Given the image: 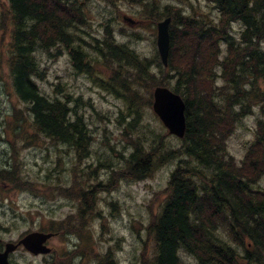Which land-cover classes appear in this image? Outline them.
I'll return each instance as SVG.
<instances>
[{
	"label": "trees",
	"instance_id": "obj_1",
	"mask_svg": "<svg viewBox=\"0 0 264 264\" xmlns=\"http://www.w3.org/2000/svg\"><path fill=\"white\" fill-rule=\"evenodd\" d=\"M8 1L10 11L0 16V28L9 17L10 78L33 117L34 133L65 144L75 150L79 160L92 154V127L77 105L71 106L70 96L46 94L38 86L36 77L44 76L37 56L40 50L53 55L67 47L77 69L88 73L102 60L100 64L111 74L99 78L101 85L124 100L121 117H132L125 129L132 146L120 151L109 144L117 155L109 159L98 153V166L110 174L106 179L95 185L92 180L101 176L92 170L81 171L74 173V181L64 179L53 187L48 185L51 193L74 206L78 205L76 198L80 200V210L62 223V229L78 236L81 243L82 228L89 227L87 233L93 228L87 235L92 246L97 234L95 219L103 215L100 208L97 212L88 207H93L94 193L115 190L125 180L146 179L164 163L175 160L162 207L147 226L153 250L143 252L139 264H182L181 251L197 256L201 264H241L242 260L264 264V188L257 185L264 177V120L239 163L227 149L226 134L227 120L242 118L254 105L260 106L264 116V88L259 82L261 79L264 84V0H208V11L200 6L163 5L158 0H130L145 6L148 12L144 13L155 20L172 17L167 67L158 51L156 57L141 56L110 30L103 38L93 36L95 44L82 38L78 30L90 34L82 28L87 21L84 0ZM234 21L240 23V38L232 30ZM222 41L228 46L224 60L219 61L225 84L217 86L214 63ZM145 84L150 85L149 97ZM157 85L169 86L186 101L187 130L179 146H170L162 136L140 138L138 126L145 108L152 105ZM248 165L251 170L245 172L251 175L246 176L242 170ZM9 174V182L28 184L29 178L22 177L20 170L14 168ZM122 241L119 235L99 233L97 242L105 245L99 250L100 264H118ZM83 246L88 247L86 243Z\"/></svg>",
	"mask_w": 264,
	"mask_h": 264
},
{
	"label": "rangeland",
	"instance_id": "obj_2",
	"mask_svg": "<svg viewBox=\"0 0 264 264\" xmlns=\"http://www.w3.org/2000/svg\"><path fill=\"white\" fill-rule=\"evenodd\" d=\"M161 1L164 4L173 3L185 7L197 4L206 9L209 8L207 0ZM84 2L86 3L84 10L88 23L82 28L90 34L88 36L81 30L78 32L87 42L95 44L93 36L103 38L107 30H110L116 39L129 44L141 56L156 57L158 50L157 21L153 16L144 13V10L148 12L145 6L130 0H84ZM8 9V1L0 0V12H5ZM213 14L216 15L215 10H213ZM124 15L131 16L135 22L130 25L127 24L123 19ZM150 15H153L152 12ZM232 25L234 35L240 38V32H238L241 30L240 23L233 22ZM1 26L0 163L12 167L16 158H21L24 160V168L34 177H37L30 191L14 187L0 188V230L2 231H0V235L6 239H16L19 234L39 225L40 227H48V220L51 216L63 218L75 210V207L67 199L62 197L49 199L50 195L48 194L51 192L48 190V185L53 187L64 179L74 181L76 179L74 173H82L81 171L89 173L92 170L94 174L103 178L110 175L105 167L98 166V153H102L104 158L109 159L117 156L108 148L109 144H113L115 149L120 151L124 150V146H132L125 135V129H128V123L132 117L126 115L123 119L121 116L124 100L111 90L101 86L99 78L102 76L110 77L111 74L107 66L100 64L102 60H98L99 63H95L92 72L87 73L83 70L79 71L75 67L69 49H63L60 54L59 51L54 50L53 55L40 50L37 56L42 62L44 76L39 77L37 83L46 94L56 97L69 95L71 106L77 105L78 112L85 116L92 127V134L94 135L91 147L92 154L79 160L75 150L69 149L65 144L53 142L41 133H34L33 117L27 109V104L20 101L16 95L10 78L8 60L11 23L9 17L2 21ZM226 46L224 41L220 43V54L217 53L214 63L218 70L215 76L217 86L225 84L223 76L220 75L222 69L219 67V61L224 60L227 53ZM87 49L92 52L91 47H87ZM60 84V91L57 92L56 89ZM148 87L150 85H144L146 97L150 96ZM215 94L218 95L219 93L216 92ZM77 99L79 100L77 101ZM260 117V107L254 105L251 111L242 118L236 117L233 121L227 120L229 124V129L226 132V134L229 133L227 149L238 161L246 156L249 147L255 142ZM141 122L138 127L142 130L140 138L143 140L162 136L165 137L166 143L170 146L181 145L178 138L167 133V129L154 113L152 106L145 108ZM135 132H137L136 129L132 131L133 134ZM12 154H15L13 159ZM79 163L83 164L80 165ZM77 164L79 165L77 166ZM175 166V160L168 161L154 170L152 175L146 179L125 180L114 191L101 194V207L103 214L107 215L105 222L109 224L110 229L116 235L122 234L124 236L118 264H139L143 252H152L153 242L149 238L147 226L161 209L166 196L169 177ZM250 170L251 166L248 165L242 170V173L246 174L245 171ZM247 175L249 176L251 173L248 172ZM99 178H96L95 181ZM261 182L262 184L259 182L257 185L264 188V177ZM101 219H95L96 229L101 226ZM87 228L89 227L82 228L84 239L82 238L81 244L86 243L88 247L92 248L87 243V235L91 234L94 229L92 228L87 233ZM220 232L223 235L227 234L222 227H220ZM50 242L57 249L59 261L69 260L67 257L68 241L64 235H60ZM99 248H104V244H100ZM93 250L94 254L92 252L91 255H95V248ZM180 255L182 264H201L197 256L193 254L181 251ZM90 259L93 258L90 257ZM21 261L23 264L27 262L25 259H21ZM241 263L247 264L245 260H242ZM84 264L91 263L86 260Z\"/></svg>",
	"mask_w": 264,
	"mask_h": 264
},
{
	"label": "water",
	"instance_id": "obj_3",
	"mask_svg": "<svg viewBox=\"0 0 264 264\" xmlns=\"http://www.w3.org/2000/svg\"><path fill=\"white\" fill-rule=\"evenodd\" d=\"M170 21L171 18L168 17L159 22L158 25V48L165 65H168L170 50ZM153 107L155 112L163 120L166 127H168L170 133L179 137H183L185 135L187 127L185 115L186 104L179 94L175 93L166 86H158L154 90ZM31 237L45 240L47 235L32 234ZM26 246L29 247L27 244ZM0 264H8L7 256H0Z\"/></svg>",
	"mask_w": 264,
	"mask_h": 264
},
{
	"label": "flooded vegetation",
	"instance_id": "obj_4",
	"mask_svg": "<svg viewBox=\"0 0 264 264\" xmlns=\"http://www.w3.org/2000/svg\"><path fill=\"white\" fill-rule=\"evenodd\" d=\"M40 231V227H37ZM37 230V229H36ZM26 235V234H25ZM1 238V237H0ZM22 238V237H21ZM21 238H19L18 240H20ZM53 238H56V237H53ZM13 239L11 240H6L5 238H1V241H0V250L1 251H4L5 250V247H6V243L9 242V241H12ZM18 240H16V243H18ZM50 240H47L46 242V245L47 247L49 246L51 249L52 252L50 253H45V254H38V255H35V254H24L23 252H25L23 250V245H19L15 251H13L12 253H10L9 255V259H10V262L12 264H23V262L21 261V258H25L26 255H29V257H33L32 260H28V264H35V262H37V264H65L64 262H61L59 261V256H57V249L54 247V246H50ZM13 258H16V259H13ZM87 258H90L87 257ZM94 261L99 264V251L97 249V255L95 256V259ZM27 264V263H26Z\"/></svg>",
	"mask_w": 264,
	"mask_h": 264
},
{
	"label": "bare ground",
	"instance_id": "obj_5",
	"mask_svg": "<svg viewBox=\"0 0 264 264\" xmlns=\"http://www.w3.org/2000/svg\"><path fill=\"white\" fill-rule=\"evenodd\" d=\"M79 71H82V70H79ZM83 71H85L84 69H83ZM86 72V71H85ZM72 101V100H71ZM42 107V106H41ZM87 107V106H86ZM64 136V135H63ZM81 138V137H80ZM82 140V139H81ZM80 140V141H81ZM87 150V149H86ZM85 158V157H84ZM94 199H93V201H92V203H93V207H90V206H88L90 209L91 208H93V210L95 211H97L98 209H99V207L101 206V203H102V197H101V194L100 193H97V192H95L94 193ZM100 196V197H99ZM106 204V203H105Z\"/></svg>",
	"mask_w": 264,
	"mask_h": 264
}]
</instances>
